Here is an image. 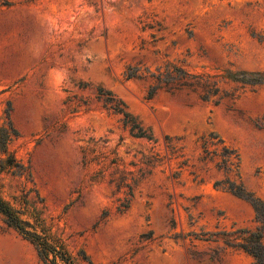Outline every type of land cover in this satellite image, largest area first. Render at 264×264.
Wrapping results in <instances>:
<instances>
[{
	"label": "rangeland",
	"instance_id": "obj_1",
	"mask_svg": "<svg viewBox=\"0 0 264 264\" xmlns=\"http://www.w3.org/2000/svg\"><path fill=\"white\" fill-rule=\"evenodd\" d=\"M4 1L0 128L9 130L10 122L15 131L7 153L28 169L27 185L44 199V217L68 250L85 253L80 264H253L230 249L220 262L193 260L187 251L210 253L214 244L195 241L193 248L175 236L253 225L250 205L215 188L222 177L198 162L203 134L214 132L238 152L241 183L264 201V85L223 79L264 72V0ZM166 64L215 75L220 91L235 99L215 106L159 93L147 101L144 84L123 77L127 66L154 72ZM101 90L122 102L152 141L132 137L121 117L104 109ZM165 136L180 139L188 160L177 182L165 162L143 165ZM105 155L119 161L128 182L138 180L123 213L117 206L125 189L109 183L113 168L99 173ZM25 182L1 174L3 197L21 196ZM0 264H41L35 247L1 217Z\"/></svg>",
	"mask_w": 264,
	"mask_h": 264
},
{
	"label": "trees",
	"instance_id": "obj_2",
	"mask_svg": "<svg viewBox=\"0 0 264 264\" xmlns=\"http://www.w3.org/2000/svg\"><path fill=\"white\" fill-rule=\"evenodd\" d=\"M7 2H1L0 6H7ZM123 77L126 81H138L144 84L147 101L153 100L159 93H164L169 97L184 95L193 96L202 103H212L219 105L224 99L233 101V94L220 91L218 83L214 80L215 75L208 73H193L181 66L166 64L163 69L151 72L148 68L139 66H127ZM229 83L240 85L241 87L263 86L264 72L260 73H231L227 72L223 76ZM99 98L103 102L105 110L121 117L122 125L130 135L137 139L152 141V137L147 130L143 129L127 111L125 105L115 99L110 92L101 90ZM9 117V113H7ZM9 130L0 128V175L9 173L12 176L26 177L21 196L11 197L12 202L6 200L0 191V217L4 223L12 228L23 240L31 243L38 254L41 264H80V260L87 261L83 251L77 256H73L68 250L65 240L53 221L49 222L44 217V199L33 187L29 188L27 183H32L31 174L23 165L16 162L13 156L7 153V144L11 135L15 131L10 124ZM180 139L164 137L163 149H159L150 157L144 159L143 165L146 168H155L164 162L170 169L169 179L173 182L179 181L182 171L188 167V160L184 159L183 147L178 143ZM197 142L200 143V156L198 162L203 165H212L213 169L222 178L214 182V187L229 192L234 197L248 203L254 212L252 226L230 228L216 226L215 231L201 230L200 233H188L187 235L177 234L175 239L190 240L191 247L195 241L214 244L210 253L189 252L187 254L196 261H203L204 257L210 263L220 262L226 250L241 252L253 261V264H264V201L249 192L241 183L240 157L238 152L225 144V142L214 132L203 134ZM6 155L7 160H2L1 156ZM102 166L100 174L113 168L110 184H115L117 192L125 189L123 200L118 199L117 212H125L133 197V188L138 180L124 176L120 170L121 164L115 158L109 159L107 155L102 156ZM85 165L92 161L87 156L83 157ZM176 163L177 170L172 168ZM16 168V171H13ZM141 169L139 170V172ZM131 174V173H128ZM197 180L198 175L193 171L190 173ZM28 180V181H27ZM34 185V184H33ZM1 189V185H0ZM35 193L36 200L30 197ZM40 206V207H39ZM190 225L195 222L190 219Z\"/></svg>",
	"mask_w": 264,
	"mask_h": 264
}]
</instances>
